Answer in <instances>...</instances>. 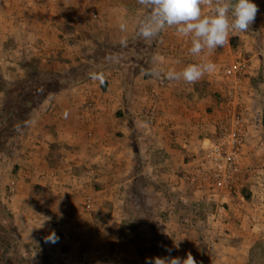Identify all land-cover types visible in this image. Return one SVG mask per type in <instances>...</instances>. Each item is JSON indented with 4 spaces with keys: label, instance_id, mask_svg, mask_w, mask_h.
<instances>
[{
    "label": "crops",
    "instance_id": "obj_1",
    "mask_svg": "<svg viewBox=\"0 0 264 264\" xmlns=\"http://www.w3.org/2000/svg\"><path fill=\"white\" fill-rule=\"evenodd\" d=\"M14 1L17 0H10L8 6L0 0V30L1 18L8 20L7 14L17 11L18 2ZM101 2L105 6L101 5L103 14L99 16L105 19L94 13L93 20L99 22L103 34L94 37V44L116 47L122 44L121 40H132L137 35V20L145 16L147 9L133 0ZM45 9H48L47 1ZM210 9L205 4L202 14ZM108 12H112L109 17ZM113 17L125 22L126 30L116 28L118 23ZM47 23L50 29H56L54 22ZM60 39L65 41V37ZM226 43L229 52L205 49L199 56H193L189 52V38L166 27L149 63H143L136 71V68L131 70L129 61L115 67L98 66L95 78L102 71H108L107 89H92L91 81L95 78L91 76L88 82L64 88L62 91L70 90L65 93L66 99L54 103L53 107L43 101L34 109L12 148L0 151V199L13 214L21 242L27 246L26 257L31 261L20 264H150L165 254L154 248L145 252L129 247L126 251L121 245L114 248L108 244L112 239H108L107 233L103 235L102 230L77 228L79 222H93L91 211L97 205L96 198L85 197L84 191L88 188L106 191L117 186L112 180L120 169L124 176L121 184L128 188L127 184L135 179L139 182L145 169L160 166L161 159L168 165L171 160L178 167L172 168L168 175L179 179V187L193 189L198 172L202 171L203 159L211 166L207 148L218 139L217 129L225 116L223 103L227 86L223 69L241 54L235 53L229 35ZM225 51L230 54L229 64L220 71L221 81L217 79V85L213 73H206L192 84L164 76L169 70L181 71L189 63L206 61L217 66L227 60ZM253 57L252 61L248 59L250 67L240 98L258 92L251 76H255L254 71L260 73L256 68L259 64L261 68L264 59L261 57L260 63L253 65ZM153 69L161 70L158 78L152 75ZM2 72L0 69L3 76ZM8 76V80L17 79L14 75ZM82 89L86 95L90 94L87 106L77 101L78 95H83L78 92ZM218 94L222 97L220 104ZM5 97L0 89V113ZM149 111L155 114L153 122L147 118ZM244 147L245 144L242 153ZM158 154L161 157L157 158ZM53 231L58 237L56 243L46 240ZM164 238L176 244L172 233L165 232ZM169 254L172 255L171 251Z\"/></svg>",
    "mask_w": 264,
    "mask_h": 264
},
{
    "label": "rangeland",
    "instance_id": "obj_2",
    "mask_svg": "<svg viewBox=\"0 0 264 264\" xmlns=\"http://www.w3.org/2000/svg\"><path fill=\"white\" fill-rule=\"evenodd\" d=\"M1 1L9 6L10 0ZM101 1L107 0L14 1L18 2L15 14H7L8 20L1 18L0 69L3 70V76L7 74V78L1 74L0 78L19 81L28 74L34 75V71L42 72V84L46 82L48 85L45 90L50 91L47 96H42V102L50 103L49 107H53L54 103L66 99L65 93L70 90L62 91L64 88L66 90L79 86L90 79H83L86 74L89 75L93 69L97 71V66L101 64H108V45L98 47L94 44V37L103 34L99 22L93 20L94 13H98V18H104L99 16L103 14L101 5L105 6ZM133 1L138 3V0ZM108 2L111 3V0ZM253 2L257 5L258 12L249 30L231 32L229 39L235 53L240 52L249 60L254 56L253 65H258L261 57L264 59V0ZM214 3L215 0H208L206 6L210 9ZM115 10L120 18L119 11ZM52 11L55 14L58 12V16L51 15ZM111 14L112 12L106 13L107 17ZM113 19L118 23L116 28H120L121 21L118 22L116 17ZM49 20L54 22L56 29L48 27ZM162 33L163 31L154 38L155 43L151 42L149 47L144 44L145 39L129 44V49L137 55L129 61L133 68L131 70L136 68V71L143 63L152 60L154 46ZM89 36H93V40L91 38L87 41ZM60 37H65V41ZM227 46L225 42L216 49L221 53L224 49L229 52ZM225 58L227 60L224 63L220 61L212 72L216 85L221 81L220 71L229 64L230 54L226 51ZM261 64V68L258 65L260 70L256 68L260 73L255 74L254 71L255 76H251V82L258 87V92L240 98L245 144L241 160L246 172L239 177L238 184L233 189L229 190L219 183L213 164L210 166L204 159L202 171L198 172L193 189L179 187V179L168 175L175 167L171 160L168 165L161 159V165L157 168L151 166L145 169L139 182L136 183L135 179L132 184H127L128 188L121 184L124 176H121L120 169L112 180L117 186L106 191L90 188L84 191L85 197L92 195L96 198L97 205L91 211L93 222L82 220L77 228L102 230L103 235L107 233L108 239H112L108 244L114 248L121 245L123 250L128 251L129 247L135 251L139 248L142 252L154 248L165 253L160 256L165 261L175 257L186 259L190 254L195 264H264V61ZM107 73L108 71L99 73L91 81V88L99 91V87L107 89ZM8 75H14L17 79L8 80ZM2 87L6 88L7 85L0 81V88ZM78 92L83 95L79 94L77 101L82 106H87V96L90 94L86 95V90L83 89ZM221 101L222 97L218 94V103ZM33 112L34 109L30 116ZM21 133L22 131L19 136ZM98 140L97 136L95 141L98 143ZM97 148L101 147L97 145ZM165 232L176 237V244L173 245L164 238ZM9 239L11 236L7 233L0 242V259L3 257V264L9 258L19 256L16 244L8 246ZM129 240H132L130 245ZM170 251L172 255L169 254Z\"/></svg>",
    "mask_w": 264,
    "mask_h": 264
},
{
    "label": "clouds",
    "instance_id": "obj_3",
    "mask_svg": "<svg viewBox=\"0 0 264 264\" xmlns=\"http://www.w3.org/2000/svg\"><path fill=\"white\" fill-rule=\"evenodd\" d=\"M208 0H138L147 9V14L137 20V34L146 41L157 37L166 27L174 28L181 37H188L191 43L189 52L199 56L205 49L212 51L222 47L230 32H247L258 12L253 0H215L212 11L202 14L203 6ZM121 31L126 30V23L119 25ZM121 43H126L121 40ZM211 62L189 63L181 71L169 70L164 73L168 80H180L192 84L200 80L206 73L215 71ZM152 75L157 78L161 70L153 69ZM95 78V74H93ZM46 240L56 243L58 237L51 232ZM150 264H195L189 254L186 259L180 257L165 261L155 258Z\"/></svg>",
    "mask_w": 264,
    "mask_h": 264
},
{
    "label": "trees",
    "instance_id": "obj_4",
    "mask_svg": "<svg viewBox=\"0 0 264 264\" xmlns=\"http://www.w3.org/2000/svg\"><path fill=\"white\" fill-rule=\"evenodd\" d=\"M141 39L143 38L139 37L137 34L130 42L119 44L116 47H109L108 64L101 65L104 67H115L123 61L133 60L137 55H134V53H132L133 51L129 49V44L136 43ZM151 42L154 44L155 39L144 41V44H146L147 47ZM95 72L96 70L93 69V71H91L89 75L86 74L83 79L90 78ZM34 73V75L28 74L24 79L19 81H5L1 79V83H6L7 87L0 88L4 91L6 96L0 113V151L12 148L11 146L14 145L17 136H19L30 118V112L40 105L44 96L50 93L49 90H45L48 84H46V82L42 84V72L34 71ZM7 233L11 236L8 246L16 244L17 248H19L17 249L19 256L15 259L14 257L9 258L6 264H20L25 261L31 263L26 257L27 254L25 249H27V246L21 242L20 234L14 223L13 214L0 199V242L3 241L2 239ZM14 252H16L15 249ZM2 259L3 257L0 259V264H3Z\"/></svg>",
    "mask_w": 264,
    "mask_h": 264
},
{
    "label": "built area",
    "instance_id": "obj_5",
    "mask_svg": "<svg viewBox=\"0 0 264 264\" xmlns=\"http://www.w3.org/2000/svg\"><path fill=\"white\" fill-rule=\"evenodd\" d=\"M249 67V60L239 54L233 63L223 70L227 86L223 103L225 116L217 129L218 139L210 142L207 148V157L213 164L217 180L229 190L238 184L239 177L246 172L241 160L244 119L240 109V92ZM154 117V112L151 111L147 118L153 122Z\"/></svg>",
    "mask_w": 264,
    "mask_h": 264
}]
</instances>
